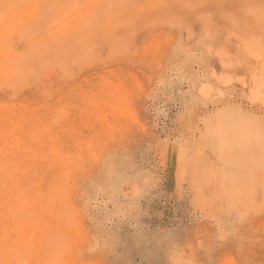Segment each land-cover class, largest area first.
Wrapping results in <instances>:
<instances>
[{"label": "rangeland", "instance_id": "obj_1", "mask_svg": "<svg viewBox=\"0 0 264 264\" xmlns=\"http://www.w3.org/2000/svg\"><path fill=\"white\" fill-rule=\"evenodd\" d=\"M8 1L0 177L52 241L0 264H264V0Z\"/></svg>", "mask_w": 264, "mask_h": 264}, {"label": "bare ground", "instance_id": "obj_2", "mask_svg": "<svg viewBox=\"0 0 264 264\" xmlns=\"http://www.w3.org/2000/svg\"><path fill=\"white\" fill-rule=\"evenodd\" d=\"M8 1V0H7ZM12 1V0H11ZM20 1V0H19ZM27 4H28V1L29 0H24ZM23 1V3H25ZM36 1V0H35ZM98 1V0H97ZM100 1H102V0H100ZM9 2V1H8ZM21 3H22V1H20ZM11 3V2H10ZM20 3V4H21ZM22 3V4H23ZM25 3V4H26ZM39 3V2H38ZM50 3V2H49ZM49 3H47V5L49 4ZM102 3L104 4V2L102 1ZM101 3V4H102ZM17 4H19L18 2H17ZM17 4H15V6L17 5ZM37 4V3H36ZM5 6H7L6 7V9L4 8L3 10H4V12L8 9V8H10L9 9V12L10 13H12V14H14L13 12H18V11H10L12 8H11V6H10V4H8V5H5ZM8 6H10V7H8ZM34 6V5H33ZM99 6V5H98ZM13 7V6H12ZM16 7H18V6H16ZM21 7V6H20ZM48 7H51L50 5L49 6H47V8ZM22 8H23V6H22ZM41 8V7H40ZM96 8V7H95ZM100 8V7H99ZM104 8V7H103ZM0 9H1V7H0ZM2 10V9H1ZM15 10H16V8H15ZM22 10V12H24L23 11V9H21ZM32 10H33V7H32ZM42 10H44V9H42ZM48 10V9H47ZM102 10V9H101ZM36 11H38V10H36ZM52 11V10H51ZM7 13H9L8 12V10L6 11ZM25 12H26V10H25ZM29 12V11H28ZM31 12V11H30ZM30 12H29V16H31V14H30ZM9 13V14H10ZM9 14H8V16H7V18H9L10 16H9ZM19 14H21L22 15V13H20L19 12ZM19 14H18V16H19ZM24 14V13H23ZM26 14V16H27V12L25 13ZM35 14V13H34ZM54 14V13H53ZM52 14V15H53ZM105 14V13H104ZM4 15V14H3ZM20 15V16H21ZM50 15L51 14H49V16L48 17H50ZM51 15V16H52ZM59 15V14H58ZM0 16H1V14H0ZM5 16V17H6ZM17 16V17H18ZM25 17V18H30V17ZM44 16V15H43ZM13 17V16H12ZM23 17V16H22ZM33 17V16H32ZM47 17V18H48ZM0 18H3L2 16L0 17ZM13 18H15V17H13ZM36 18H40V17H38V15H37V17ZM36 18H35V20L33 21V22H35V24H33L34 25V28H36V27H39V24H38V26L36 25V22H39V21H37L36 20ZM4 19V18H3ZM16 19V21L17 20H19L20 18H15ZM14 19V20H15ZM30 19H33V18H30ZM57 18H55L54 19V22H56L55 20H56ZM6 20H8V19H6ZM10 18H9V21L8 22H10ZM20 20H22V19H20ZM24 20H26V19H24ZM23 20V21H24ZM47 20V19H46ZM45 20V21H46ZM2 21V20H1ZM16 21H13L14 23L16 22ZM44 21V22H45ZM4 22V21H3ZM7 21H6V24L8 23ZM22 22V21H21ZM10 23H12V22H10ZM2 24V23H1ZM3 24H5V22L3 23ZM9 24H7V26H8ZM12 25V24H11ZM11 25L9 26V27H11ZM21 25V24H20ZM36 25V26H35ZM64 25H66V24H64ZM1 26V25H0ZM3 26V25H2ZM18 26V25H17ZM14 27H16V26H14ZM13 27V28H14ZM27 27V26H26ZM67 28L68 27H70V25H68V26H66ZM13 28H11V30L13 29ZM61 28V27H60ZM5 29V28H4ZM10 29V28H9ZM23 29V28H22ZM27 29V28H26ZM31 29V28H30ZM65 30H67L66 28H64ZM1 30V29H0ZM8 30V29H7ZM35 29H33V31H34ZM69 31H70V28L68 29ZM67 30V31H68ZM5 31V30H4ZM24 31H25V28H24ZM29 31V30H28ZM27 31V32H28ZM32 31V32H33ZM62 31H63V29H62ZM6 32V31H5ZM12 32V31H11ZM31 32V34H33ZM71 32V31H70ZM73 32V31H72ZM7 33L8 32H6V34L5 33H3V34H5V35H7ZM57 33V32H56ZM60 33V32H59ZM67 33V32H66ZM9 34V33H8ZM53 34H55V33H53ZM53 34H51L52 36H53ZM50 35V34H49ZM50 35V36H51ZM57 35H60V34H58L57 33ZM61 35H64V33L63 34H61ZM71 35V34H70ZM70 35H68V36H70ZM7 36H9V35H7ZM6 36V37H7ZM11 36V35H10ZM51 36V37H52ZM55 36V35H54ZM0 37H3L2 35L0 36ZM5 37V36H4ZM3 37V38H4ZM28 37H31V36H29L28 35ZM42 37V36H41ZM45 37V36H44ZM44 37H42V38H44ZM59 37V36H58ZM64 37H65V35H64ZM3 38H1V39H3ZM39 38V37H38ZM61 38H62V36H61ZM61 38H60V41H59V44H60V42H62L61 41ZM66 38V37H65ZM74 38V37H73ZM7 39H9L8 37H7ZM26 40H28V39H26ZM66 40V39H65ZM70 41H71V39H69ZM4 41L6 42V40L4 39ZM9 41V40H8ZM7 41V42H8ZM67 41V40H66ZM70 41H68V42H70ZM73 41V40H72ZM5 43V44H8V43ZM29 42H30V40H29ZM32 42H34V41H32ZM32 42H30V43H32ZM89 42V41H88ZM35 43H38V42H35ZM54 44V43H53ZM56 44V43H55ZM67 44V43H66ZM71 44H73V43H71ZM89 44V43H88ZM13 45V44H12ZM11 45V46H12ZM37 46H39V45H37ZM61 46V45H60ZM59 46V47H60ZM62 46H64V44L62 43ZM69 46V45H68ZM6 47H8V46H6ZM10 47V46H9ZM14 47V46H13ZM39 48H42V47H39ZM44 48V47H43ZM54 48H52V49H49V50H53ZM19 50V49H18ZM56 50H57V47H56ZM8 51V50H7ZM51 51H49V53L51 52ZM3 52V51H2ZM9 52H12V51H9ZM9 52H7V53H9ZM20 52V51H19ZM13 53V52H12ZM36 53V52H35ZM40 53H41V51H40ZM40 53H38V54H40ZM0 54H1V51H0ZM47 54H48V51H47ZM256 54V53H255ZM15 55V54H14ZM46 55V54H45ZM4 56H5V54H4ZM4 56L2 57L3 59H1V61H4ZM44 55L42 54V56H41V59H42V57H43ZM9 58H13V57H9ZM8 58V59H9ZM46 58V57H45ZM61 58V57H60ZM8 59H5V61H7ZM46 60V59H45ZM24 61V60H23ZM32 61H35V58H33L32 59ZM32 61H31V63L30 62H28V63H30L31 65H32ZM37 62H40L39 60L37 61ZM2 63V62H1ZM0 63V66L2 67V64ZM5 62H3V64H4ZM25 62H23V64H24ZM35 63V62H34ZM33 63V64H34ZM29 64V65H30ZM36 64H38V63H36ZM42 65H43V63H42ZM42 65H40V66H42ZM13 66V65H12ZM25 66H28V64H26ZM33 66V65H32ZM35 66V65H34ZM38 66V65H37ZM0 67V68H1ZM30 67V66H29ZM29 67H24V69H26V71H28L29 72ZM36 67V66H35ZM35 67L33 68L34 70H35V72H37V70L35 69ZM3 68V69H2ZM1 69H0V73L1 72H3L4 73V68L5 67H2ZM29 68V69H28ZM7 69H9V68H7ZM12 70H15L14 68H11ZM23 69V74H25V76L26 75H28L26 72H25V70ZM28 69V70H27ZM12 70H11V74L13 73L12 72ZM31 71V70H30ZM32 72H34V71H32ZM40 72V71H39ZM39 72H37V73H35V75L36 74H38ZM3 73H1V74H3ZM9 73V72H8ZM17 73H18V71H17ZM10 73H9V76L11 75ZM34 74V73H33ZM15 75H19V74H15ZM5 76H6V73H5V75H4V78H5ZM12 76H13V74H12ZM17 76H15L16 78H17ZM20 76V75H19ZM19 76H18V78H19ZM14 77V76H13ZM27 78L29 77V75L28 76H26ZM25 77V80L27 79ZM10 78L13 80V81H15L11 76H10ZM1 79V78H0ZM29 79V78H28ZM27 79V80H28ZM13 81H10V82H13ZM19 81V80H18ZM17 81V82H18ZM29 81V80H28ZM16 83V82H15ZM15 83H13V84H15ZM22 106V105H21ZM4 108H6V107H4ZM25 108V107H24ZM228 116V115H227ZM229 118V117H228ZM228 118H226V119H228ZM241 121V120H240ZM13 122V121H12ZM235 122V121H234ZM239 122V121H238ZM247 123V122H246ZM1 124V123H0ZM228 124V123H227ZM240 124V123H239ZM224 125V124H223ZM234 125V124H233ZM241 125V124H240ZM248 125V124H247ZM11 126H13V125H11ZM225 126V125H224ZM249 126V125H248ZM14 127V126H13ZM18 127V126H17ZM25 127V126H24ZM15 128V127H14ZM27 128V127H26ZM224 128V127H223ZM222 128V129H223ZM225 128H227V127H225ZM247 129V128H246ZM231 130V129H230ZM247 130H249V129H247ZM224 131V130H223ZM13 132V131H12ZM232 132H233V130H232ZM249 132V131H248ZM251 132V131H250ZM5 133V132H4ZM13 134V133H12ZM21 134V133H20ZM251 134V133H250ZM257 134V133H256ZM232 135H233V133H232ZM246 136V135H245ZM1 139H3V138H1ZM32 139H33V137H32ZM31 139V140H32ZM223 139V138H222ZM12 140V139H11ZM35 140V139H34ZM250 140V139H249ZM16 141V140H15ZM252 141V140H251ZM5 142V141H4ZM18 142V141H17ZM247 142V141H246ZM253 143V142H252ZM20 144V143H19ZM225 144V143H224ZM251 144V143H250ZM252 145V144H251ZM250 145V146H251ZM258 145V144H257ZM261 145V144H260ZM253 146V145H252ZM251 146V147H252ZM261 147L263 148V146L261 145ZM252 148H254V147H252ZM251 148V149H252ZM13 149V148H12ZM227 149V148H226ZM255 149H256V147H255ZM261 149V148H260ZM5 148L3 147V146H0V156H1V154L2 153H4L5 151ZM262 150V149H261ZM257 151V150H256ZM264 151V150H263ZM255 154V153H254ZM10 155V154H9ZM53 155V154H52ZM236 155V154H235ZM234 155V156H235ZM67 156V155H66ZM16 157V156H15ZM237 157H238V155H237ZM243 157V156H242ZM243 159V158H242ZM227 160V159H226ZM237 160V159H236ZM248 161H249V159H248ZM60 162V161H59ZM227 163V162H226ZM244 163V162H243ZM237 164V163H236ZM253 164H254V162H253ZM11 165V164H10ZM9 165V162H8V160L6 159V158H1L0 159V173L1 174H4L5 176H7L8 174H9V169H11V166ZM245 165V164H244ZM243 165V166H244ZM247 167V165L245 166V168ZM230 167H228V169H229ZM234 168V167H233ZM20 169V168H19ZM226 169H227V167H226ZM12 172V171H11ZM234 172V171H233ZM232 172V173H233ZM229 173V172H228ZM237 174V173H236ZM217 175H219V173L217 174ZM221 176H222V174H220ZM228 175V174H227ZM233 175V174H232ZM242 175V174H241ZM212 176V175H211ZM248 177V176H247ZM246 177V178H247ZM3 178V177H2ZM1 177H0V194H1V197H0V232H3V231H6L7 229H9V228H12V229H15L17 232H19V233H22L21 235L23 236V242H22V244H26V246H28V247H31L32 249H33V254L35 253V254H38V255H41V254H43V251L44 252H46V250L49 248V246H51V241H52V239L49 237V234H48V232L47 231H45V230H43V228H41L38 224H35V222H33V219H32V212L37 208V207H42L44 204H45V202H46V197L44 196V194L43 193H37L36 192V194H34V195H30V194H28V193H26V191H25V189H20V180L19 179H7L8 177H5L2 181H1V179H2ZM252 178V177H251ZM201 179V178H200ZM215 179V178H214ZM226 179V178H225ZM234 179H236V178H234ZM233 179V180H234ZM245 179V178H244ZM223 180V179H222ZM236 180H238V179H236ZM248 180V179H247ZM250 180V179H249ZM234 182V181H233ZM240 182V181H239ZM248 182V181H247ZM220 183V182H219ZM230 183H232V182H230ZM213 184V183H212ZM222 184V183H221ZM233 184V183H232ZM235 184V183H234ZM236 184H238V183H236ZM3 185V186H2ZM239 186V185H238ZM223 187V186H222ZM240 187V186H239ZM238 187V188H239ZM243 188V187H242ZM227 189H228V187H227ZM230 191V190H229ZM235 193V192H234ZM226 194V193H225ZM236 194H237V192H236ZM239 194V193H238ZM232 196V195H231ZM240 196V195H239ZM242 198V197H241ZM234 200V199H233ZM239 200V199H238ZM4 212H9L10 214H13V215H15V217H13L14 218V223L13 224H11V226H8V224L6 225L5 224V226H3V224H4V222L5 221H3V219H1L2 218V216L4 215ZM7 235V234H6ZM1 238V237H0ZM25 246V245H24ZM23 246V247H24ZM26 248L27 250L29 249V248ZM30 248V249H31ZM52 248V247H51ZM24 250L23 249V251H26L27 252V250ZM22 250V249H21ZM31 251V250H30ZM48 253H50L49 251H48ZM1 254V253H0ZM26 254H28V256H30V253L28 252V253H25L24 252V256H26ZM34 254V255H35ZM20 256V255H19ZM23 256V257H24ZM16 257V256H15ZM23 257H21L22 258V260H23ZM1 258V257H0ZM25 258V257H24ZM5 260V259H4ZM19 261H22L21 259H18ZM6 261H8V260H6ZM52 261V258H49V260H46L44 263H42V264H50V263H52L51 262Z\"/></svg>", "mask_w": 264, "mask_h": 264}]
</instances>
